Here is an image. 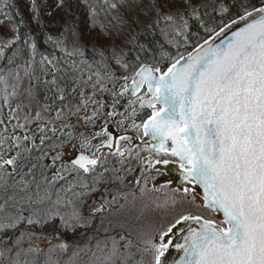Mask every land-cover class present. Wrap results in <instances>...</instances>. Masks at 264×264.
<instances>
[{"label":"snow or ice","instance_id":"snow-or-ice-1","mask_svg":"<svg viewBox=\"0 0 264 264\" xmlns=\"http://www.w3.org/2000/svg\"><path fill=\"white\" fill-rule=\"evenodd\" d=\"M107 2L108 0H105V3ZM124 2L126 0H121V3ZM187 6L191 7L190 0ZM10 7H14L11 0H0V8ZM32 7L33 9L36 7L35 0ZM110 7L115 9L117 4L112 3ZM145 7L148 11H155L156 22L159 23L161 18L159 9L162 6L159 3H150ZM221 11L227 12L228 8L221 6ZM192 13L196 15L195 7H192ZM147 14L145 12V15ZM4 15L7 23L0 21V24L7 27L14 17L8 13ZM162 19L175 23L172 14L164 15ZM181 20L183 23L176 29L178 34H181V30L188 29V21L183 19V16ZM240 20L244 21V27L233 32L227 42L215 47L209 45L205 48L201 45L196 50L197 54L189 53L184 63H181V60H184L181 56L180 59L173 60L164 70L159 66L140 62L134 67L131 76L120 77L125 83L121 86L120 92L112 93L110 102L94 100L93 97L96 95L97 85L100 86L101 91H108L103 82L115 80V73L97 71L96 81L92 84V96L85 98L81 91L75 112H72L71 106H68L72 115L83 109L85 123H90L93 127L98 120H104L100 130L90 135H85L83 132L74 134L78 130L66 122L63 107L59 108L53 117L51 105L41 103L38 91L31 84L23 89L22 94L28 100L27 107L36 109L34 116H25V123L30 119L43 122L40 131L45 132L49 124L60 122L62 135H64L63 128H73V131L67 133V140H62L57 146L58 150L52 157L53 164L62 160L68 148L77 153L71 156L69 161L70 168L77 173L94 172L102 163L101 150L104 148L110 152L114 148L112 154L124 157L128 149L122 150L120 141L130 144L133 137L120 134L116 138L109 131L108 122L113 120L118 126H123L126 120H130V127L135 129L138 135L150 137L155 141L148 151L155 152L161 157L155 160L156 164H177L184 181L199 185L203 189V204L197 206L200 211L195 214H180L170 223L167 230L161 233V242L158 244L150 238H142L146 246L141 251L151 253V264H169L165 253L173 242L171 240L165 242V238L173 233L178 225L189 221L198 227L189 226L187 234L183 237V243L174 245L183 255L178 261L173 260L171 264H264V0L262 6L253 5L251 11L245 8ZM233 23L235 24L236 21L234 20ZM11 30L14 39H8L3 46H0V60L7 59L8 65L15 64L16 58L21 55V51L17 49L10 57H6L5 50L20 39L15 25ZM205 44H208L207 40ZM30 47L34 54L35 42ZM139 47L144 50V45ZM112 50L115 63L127 71L129 65L122 59L123 50L115 45L112 46ZM100 55L104 57L103 52H100ZM47 59L42 57L41 63L43 64ZM136 59L139 61V56ZM102 66L108 67L106 61H102ZM21 68L24 76L32 79L30 62L16 65L15 68L8 67L7 71L0 69V93H3L5 103L10 96L19 94L18 89L23 81ZM88 79L91 80L92 77L89 76ZM129 80H131L130 84ZM75 82L77 81L74 78ZM45 83L54 88V100L63 102L66 99L67 88L71 85L62 87L55 78ZM71 91L75 92L76 89L71 87ZM125 94L135 99H129L128 107L124 112H120L117 110V105ZM44 99L47 100L48 97L45 96ZM90 101L95 107L89 115L87 109ZM137 104L140 108L147 106L151 109V114L139 124L135 120ZM108 107L112 110L106 111ZM129 108L131 111H128ZM117 117H120L118 121ZM3 123L4 121L0 119V124ZM18 126L25 127V125ZM50 130L55 134V127ZM101 137L103 138L99 143H92L93 140ZM8 139L4 137L0 143L7 142ZM12 139L18 149L23 142L31 140V148L24 147L25 152L37 148L34 136H15ZM47 139L49 137L46 134L42 135L40 144L43 145ZM148 143L147 140L144 141L145 145ZM20 157L19 151L11 157H6L0 152V188L5 193L9 188L8 178L21 167ZM168 157L174 159L170 160ZM149 163H152L151 158ZM9 167L11 171L7 170ZM33 167L36 165L33 164ZM55 179L54 177L53 182ZM60 179L64 177L60 176ZM19 183H24L23 177ZM11 187L13 194L8 199L15 200L17 195L15 185ZM36 187L38 190L34 194L30 193L27 184H24L20 191L24 192L29 202L35 203L37 208L32 209L31 214L25 217L22 215L25 210L22 206L23 197L21 200H15L17 204H21V211L16 215L8 213L0 217V232L17 228L25 220L28 225H42L58 219L61 228H73L80 223L81 215L75 209L68 214L48 209L41 217L38 206L45 200L50 201L51 197L47 193L41 195L39 185ZM183 191L187 195L195 189L185 187ZM194 200L195 197L192 202ZM7 203L8 200L5 201V204ZM3 210V206H0V211ZM205 211L222 214L223 218L202 214ZM34 236L33 232H21L11 247L5 245L0 248V257L15 251V256L8 259V264H40L38 256L44 254L47 257L44 264H58L52 255L55 248H49L48 252L44 253L39 245L33 247ZM25 238L29 241L27 249L23 248ZM55 247L66 250L68 245L60 243ZM132 247L131 241L125 244L123 249L115 240L112 241L110 248L106 245L100 247L97 244V250L91 254L89 264H143L142 259L134 260L136 254L131 251ZM28 255L36 256L37 259L28 261L22 258Z\"/></svg>","mask_w":264,"mask_h":264},{"label":"trees","instance_id":"trees-1","mask_svg":"<svg viewBox=\"0 0 264 264\" xmlns=\"http://www.w3.org/2000/svg\"><path fill=\"white\" fill-rule=\"evenodd\" d=\"M112 1H119L117 11L112 15H105L101 11L111 4V0L107 3L105 0H58V2L35 0V9L32 7L33 0H11L14 7L0 8V21H5V13L14 17L7 27L0 24V46H3L8 39H14L11 28L15 25L18 28L20 39L5 50L6 57H10L17 49L21 51V55L16 58V63L13 65H8L7 59L0 60V69L7 71L8 67L15 68L16 65H23L27 62H30L32 69V79L24 76L23 68L20 69L23 81L18 89L19 94L10 96L7 103L28 104L26 96L22 93L23 89L29 87L30 84L38 91L39 96L41 95L39 77L42 75V57H47L48 59L44 62L50 61L61 74L72 81L78 72L90 71L93 66L101 67L102 61H106L107 65L124 69L115 63L113 45L123 50L122 59L128 63L130 70L140 62L164 69L177 56L173 44L167 41L166 37L171 32H176L177 27L183 23L181 16L188 21V29L181 30L180 36H173V40L176 38L175 43L182 46L181 52L186 54L203 42L210 33L244 15L245 8L251 11L253 5L262 6V0H190L191 7L187 6L188 0H143V2L126 0L124 3H121V0ZM150 3H159L162 6L159 9L161 13L159 23L156 22L155 11H148L145 7ZM221 6L227 7L228 11L222 12ZM192 7L197 9L195 16L192 13ZM145 12L148 14L145 15ZM168 14L175 17L174 24L162 19ZM97 16L99 19H96ZM33 42L36 44L34 54L30 47ZM140 45H144L143 51ZM100 52L104 53L103 58ZM137 56L140 58L139 61L136 59ZM1 101L5 102L3 93H0ZM36 151V148L32 149L29 154L21 157L24 168L18 172L24 175L23 172L30 171L33 163L39 158ZM22 177L25 179V176ZM9 195L6 193L4 196ZM52 203L53 201L44 202L39 206L41 217L49 207L54 209ZM8 213L10 212H3L0 217ZM30 214L31 210L22 215L28 217ZM55 222L56 220L42 225H28L25 220L17 228L0 232V248L5 245L11 247L21 232H33L35 236L32 239V246L39 245L44 253H47L49 248H55L52 253L53 258L61 264H79L78 262L89 264L91 254L97 250V244L100 247L111 246L109 244L110 235L90 234L86 237H79L75 245L71 247L70 228L60 227L59 238L56 234ZM60 243L67 244V249L61 250L55 247ZM25 247H29L27 238L23 243V248L27 249ZM131 251L136 254L134 260L138 259L137 252L139 251ZM5 256L3 258L5 262L2 264H8V259L15 256V251L6 253ZM22 258L28 261L37 259L33 255ZM38 258L40 264H44L47 257L39 254Z\"/></svg>","mask_w":264,"mask_h":264},{"label":"flooded vegetation","instance_id":"flooded-vegetation-1","mask_svg":"<svg viewBox=\"0 0 264 264\" xmlns=\"http://www.w3.org/2000/svg\"><path fill=\"white\" fill-rule=\"evenodd\" d=\"M129 99L135 98L125 94L117 105V110L124 112L128 107ZM136 110L135 120L138 124L151 114L150 108H140L139 104L136 105ZM128 111L131 109L129 108ZM119 119L120 117L116 118L117 121ZM82 121L76 118L66 122L78 130L74 133L75 135L79 132L85 135L89 132L90 135L99 131L104 124L103 119L98 120L95 127ZM130 124L131 121L126 120L123 126H118L115 121L109 120V131L116 138L124 134L132 136L133 140L130 144L120 141L122 150L128 149L124 157L112 154L115 151L114 148L111 152L107 148L102 149L101 165L94 172L87 174L77 173L70 168L68 160L77 154L71 148L66 150L62 160L52 163V157L58 150L57 146L62 140H67V133L73 131L72 127L63 128L64 135L61 134L59 122L55 124V134L47 129L45 132L40 131L41 136L46 134L49 139L41 145L38 137L36 152L38 156L48 155L45 169H52L53 177L56 178L53 193H51L56 206L55 210L61 214H68L75 209L81 215L80 223L70 228L71 247L81 236L105 234L110 235V245L115 240L123 249V246L131 241L133 245L131 250L140 251L146 246L142 238H150L153 241L155 234L161 235L180 214H195L200 211L197 208L203 204L200 190L194 184H189L182 179L177 164H156L155 160L161 157L155 152L148 151L149 147L144 144L145 137L138 135ZM102 138L93 140L92 143H99ZM34 164L37 166L36 163ZM60 176L64 179H60ZM185 187L194 188L195 191H190L186 195L183 191ZM190 196L195 197V201L188 207L187 198ZM56 201L59 203H55ZM202 214L221 219L216 213L205 211ZM55 223L56 234L59 236L61 233L59 220L56 219ZM171 235L172 233L165 238V242L170 240ZM160 242L159 237L158 243Z\"/></svg>","mask_w":264,"mask_h":264},{"label":"rangeland","instance_id":"rangeland-1","mask_svg":"<svg viewBox=\"0 0 264 264\" xmlns=\"http://www.w3.org/2000/svg\"><path fill=\"white\" fill-rule=\"evenodd\" d=\"M55 1L58 2V0H55ZM117 2H119V1H117ZM117 2L111 0V4L112 3L117 4ZM110 5L106 6L107 8L102 9L101 10L102 13H104L105 15H110V14L112 15L114 12L117 11V8L113 9L110 7ZM195 5H198V3H195ZM88 12H90V11H88ZM96 19H99V17L97 16ZM224 26H222V27H224ZM218 30H216V31H218ZM215 32H213V33H215ZM213 33H210L207 37L211 36ZM177 35H179L177 33V31L173 32V33L171 32L166 37V40L169 41L171 44H173V46L175 48L174 49L175 54L177 55L176 59H179L181 56H184L187 53L183 54L181 52L183 50V47L175 43L174 40L176 38L173 40V36H177ZM207 37H206V39H207ZM167 59H169V58H167ZM172 62H173V60L171 61V63ZM91 68L92 69L90 71L84 70L83 72H80V73L78 72L77 75H75V80L77 82L74 83V80L72 81L69 77L61 74L53 66L52 63L43 62V64H41L42 75H41V77H39L40 78V88L39 89L41 92V95H40L41 98L40 99H41V103H46V104L51 105V115L53 117L55 116L56 111L59 108L63 107L64 112H65L66 121H68V120L72 121V120H75L76 118H78L79 121L83 122L82 121V120H84L83 116L85 115L84 110L82 109L76 115H72L69 112L68 106H71L72 112H75V106L79 102V97H80L81 91H83L85 98L92 96V93H93L92 84L95 83V81H96L95 73L97 71H100V72L111 71V72L115 73V76H116L115 80H105L103 82L104 87L107 88L108 91H101L100 86L97 85L96 95L93 97L94 100H103V101L110 102L112 99V93L113 92H117V93L120 92L121 86L125 83V81L123 79H121L120 77H122L124 75L131 76L133 71H134V68H132L131 70L127 69V71H126L125 69H121V68H119L117 66H113V65H108L107 68H104L103 66H101V67H94L93 66ZM166 68H164V69H166ZM89 76L92 77L91 80L88 79ZM53 78H55L57 80V82L60 86L63 87L65 85H71V87H74L76 89V91L72 92L71 87H69V88H67V91H66V99L63 102L59 101L58 99L54 100V96H55L54 88L51 85H48L45 83L46 81H51ZM85 81H87V83H84ZM130 81L131 80H129L128 83ZM45 96L48 97L47 100L44 99ZM124 97H122V98H124ZM27 105H28L27 103L16 104V103H5L3 101L0 102V119H2L4 121L3 124H0V142L3 141L4 137L9 138L7 140V142L0 143V152H2L6 157L15 156L18 151L19 152L21 151L20 152L21 157L30 153V152L23 151V148L24 147L31 148V143H32L31 140H29L27 142H23L21 148L18 149L15 147L14 140L12 139L13 137H15V136L23 137L24 135H28L29 137L34 136L36 144L38 141V137L39 138L41 137L40 125H42L43 122H35V121L30 119L27 123H25V119H24L25 116L26 115H29L30 117L34 116V113L36 111L35 107L29 108V107H27ZM94 107H95V105L90 101L89 105H88V109H87V112L89 115L91 114ZM105 110L111 111L112 109L110 107H108ZM55 124H57V122L54 124H49L47 126V128H45V130L47 129V130L51 131L50 130L51 128H53V127L56 128ZM18 125H25V127L21 128ZM14 126H16V127L14 128ZM5 128L7 129V131H5ZM87 133H88L87 135H89V132H87ZM47 158H48V155H45V154H44V156H39V158L36 159V162H35L37 164V166L30 168L29 172H26V171H25L26 173L23 172L24 175L21 174V172H18L19 170H22L21 168H24L23 167L24 163H21V167H19L17 169V171L15 173H13V175L11 177L8 178L9 188H8V191L6 193H8V195L13 194V188L11 186L15 185V191L17 193L15 200H21V197H23L22 206H23V209H25V210H23L22 214H27L30 210L37 208V205L35 203H30L28 198H27V195L24 192L20 191V189L22 187H24V184H27L29 186L31 194H34L37 192L38 189L36 186L39 185L40 194L44 195L45 193H47L51 197L50 201H53L52 204H54V200H53L51 193H53V186H54V183H56V180H55V182H53L54 177H53L52 169H45V161ZM7 170L11 171V168L9 167ZM22 176H25V179H23V181H24L23 184L19 183L21 181ZM6 193L3 191L2 188H0V206H3V208H4L3 211H0V214L8 211L12 215H16L18 212L21 211V204H17L15 202V200H9L8 198L10 195L8 197L4 196ZM6 200H8L7 204H5ZM192 200H193V196H190L187 198V206L188 207H190V205L194 203V202H192ZM44 202H49V200H45ZM40 205H42V204H40ZM53 208L55 210L56 206L54 205ZM5 209H7V211ZM44 209H46V208H44ZM49 209H50V207H49ZM173 218H174V216H173ZM159 237H160V234L156 233L155 237L153 239V242L158 243ZM25 248H28V247H25ZM137 253H138L137 258L140 261L142 259L143 264H151L152 255L150 252H143L140 250ZM3 258L4 257H0V264L5 262ZM138 259H136V260H138ZM58 263L61 264L60 262H58ZM78 263L80 264V262H78Z\"/></svg>","mask_w":264,"mask_h":264},{"label":"water","instance_id":"water-1","mask_svg":"<svg viewBox=\"0 0 264 264\" xmlns=\"http://www.w3.org/2000/svg\"><path fill=\"white\" fill-rule=\"evenodd\" d=\"M235 21H236L235 24L232 21L226 24L224 27L220 28L218 31L213 33L211 36L207 37V39H205L203 42L198 44L189 53H191L192 55H196L197 54L196 50L199 49L201 45H203L205 48L208 47L209 45L215 47L216 45H222L225 42H227L231 38L233 32L238 31L239 28L241 27H244V21H241L240 18L236 19ZM221 29H223V31H221ZM206 40L208 41V44H205ZM189 53L183 56L184 60H181V63H184L187 60ZM145 139L149 142L147 145L148 147H150L151 144L155 143V141H152L150 137H145ZM69 161L70 160H68V162ZM195 186L200 190L202 197H203V189L200 188L199 185H195ZM218 215L219 217L223 218L222 214H218ZM189 226L198 227V225L192 224V222L189 221V222L183 223L182 225H178L177 228L173 230V233L170 238V240L173 243L169 246L168 251L165 253V257L167 258L169 264H171L173 260L178 261L180 257L183 255L182 251H178L174 245L178 243H183V237L187 234V229ZM180 229H183V231H181Z\"/></svg>","mask_w":264,"mask_h":264}]
</instances>
